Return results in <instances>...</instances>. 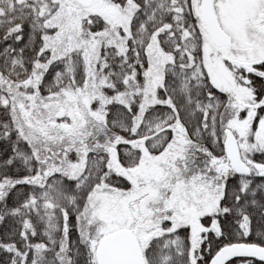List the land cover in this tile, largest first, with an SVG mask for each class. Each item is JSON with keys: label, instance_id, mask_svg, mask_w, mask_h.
Returning a JSON list of instances; mask_svg holds the SVG:
<instances>
[{"label": "snow or ice", "instance_id": "snow-or-ice-1", "mask_svg": "<svg viewBox=\"0 0 264 264\" xmlns=\"http://www.w3.org/2000/svg\"><path fill=\"white\" fill-rule=\"evenodd\" d=\"M0 264H264V0H0Z\"/></svg>", "mask_w": 264, "mask_h": 264}]
</instances>
